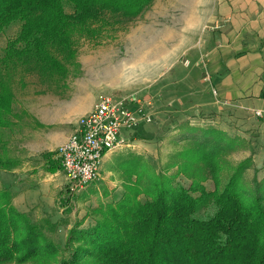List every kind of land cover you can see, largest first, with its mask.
Segmentation results:
<instances>
[{
    "label": "trees",
    "instance_id": "16d2710c",
    "mask_svg": "<svg viewBox=\"0 0 264 264\" xmlns=\"http://www.w3.org/2000/svg\"><path fill=\"white\" fill-rule=\"evenodd\" d=\"M152 2L0 0V33L20 23L0 56V130L11 125L17 74L63 88L77 64L76 37H98L103 26L131 21ZM187 130L198 138H188L191 147L170 155L162 171L140 166L143 158L136 155L120 160L127 180L121 199L96 209L101 218L93 226L75 224L64 246L46 234L56 224L31 221L14 208L12 193L0 189V264H264V181L255 182L253 192L240 185L251 160L233 168L225 162L221 155L237 140L224 131ZM19 164L0 154V170ZM180 175L190 181L188 188L175 182ZM208 179L212 191L204 186Z\"/></svg>",
    "mask_w": 264,
    "mask_h": 264
},
{
    "label": "rangeland",
    "instance_id": "374dc122",
    "mask_svg": "<svg viewBox=\"0 0 264 264\" xmlns=\"http://www.w3.org/2000/svg\"><path fill=\"white\" fill-rule=\"evenodd\" d=\"M193 2L197 4L198 0H153L133 20H115L103 26L98 37H76L77 64L71 68L63 88L45 86L35 74H17L14 78L13 115L11 125L0 130V154L7 159L19 160L20 164L9 170H0V189H4L3 183L11 179L10 173L20 171L25 163L27 168L38 167L40 180L43 175H47L44 179L52 177L57 180L59 187L52 186L49 181L40 188L41 195L43 187L47 190L52 202L48 199L47 203L38 202V210L26 214L33 222L47 220L56 224L55 229L46 232L56 243L64 246L75 224H79V229L93 226L101 218L96 209L121 199L127 180L117 165L120 160L136 155L143 158L140 166L146 164L162 171L170 163V155L190 148L189 139L198 138L199 134L189 132V128L196 131L216 128L237 140L221 157L232 168L246 159L251 160L240 184L245 189L253 192L255 182L264 181L263 117L252 118L249 113L238 111L236 115L225 111H191L190 107L198 100L197 85H184L182 80L187 78L185 73L191 61L199 59L202 34L201 27L189 26V19L196 15L188 9ZM19 29L20 23L14 22L0 33V56L7 41L15 37ZM102 95L135 105L136 100H140L148 105L147 111L152 119L128 134L129 146L107 153L101 163L98 182L70 195L56 159L58 147L65 142L51 152H34L23 145L30 138L23 136V132L30 126L42 125L67 132ZM43 117L54 122L44 124L40 121ZM185 124L188 127L182 128ZM174 173L175 169L168 172L169 175ZM230 174V169L223 172L220 187ZM175 182L185 188L190 185L182 175L176 176ZM213 183L208 179L204 186L212 191ZM140 199H144L143 195Z\"/></svg>",
    "mask_w": 264,
    "mask_h": 264
},
{
    "label": "crops",
    "instance_id": "0c3cea01",
    "mask_svg": "<svg viewBox=\"0 0 264 264\" xmlns=\"http://www.w3.org/2000/svg\"><path fill=\"white\" fill-rule=\"evenodd\" d=\"M188 9L196 14L189 19V26L202 29L199 59L191 61L187 78L182 80L184 85H197L198 100L191 111H225L230 115L238 111L264 118V0H198ZM77 119L67 132L50 126H30L23 132V136L30 137L23 145L34 152L54 151L67 140ZM40 121L54 122L46 117ZM24 166L10 173L11 179L2 187L11 191L12 205L19 212L31 214L38 210V202L50 200L47 190L43 187L41 195L40 188L49 181L55 187L60 183L52 177L44 179L47 175L40 180L38 167Z\"/></svg>",
    "mask_w": 264,
    "mask_h": 264
},
{
    "label": "built area",
    "instance_id": "2783aa9c",
    "mask_svg": "<svg viewBox=\"0 0 264 264\" xmlns=\"http://www.w3.org/2000/svg\"><path fill=\"white\" fill-rule=\"evenodd\" d=\"M136 103L102 95L88 113L78 118L74 130L56 151L68 194L76 195L98 182L103 157L129 146L130 132L151 122L148 105L140 100Z\"/></svg>",
    "mask_w": 264,
    "mask_h": 264
}]
</instances>
